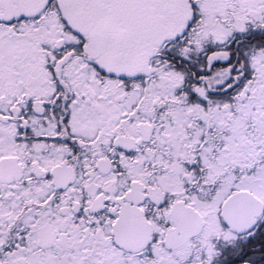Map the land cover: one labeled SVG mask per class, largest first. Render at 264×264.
<instances>
[{"label": "snow or ice", "instance_id": "obj_1", "mask_svg": "<svg viewBox=\"0 0 264 264\" xmlns=\"http://www.w3.org/2000/svg\"><path fill=\"white\" fill-rule=\"evenodd\" d=\"M0 264H264V0H0Z\"/></svg>", "mask_w": 264, "mask_h": 264}]
</instances>
